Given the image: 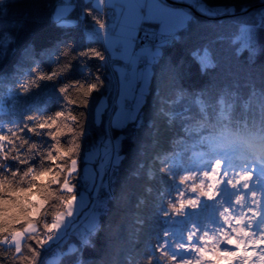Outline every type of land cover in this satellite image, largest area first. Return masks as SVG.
<instances>
[{"label": "snow or ice", "instance_id": "6c2138e0", "mask_svg": "<svg viewBox=\"0 0 264 264\" xmlns=\"http://www.w3.org/2000/svg\"><path fill=\"white\" fill-rule=\"evenodd\" d=\"M261 3L241 27L239 43L250 55L256 29L264 27ZM193 7L209 17L236 11L235 5L208 6L204 0H191L188 9L166 0H59L51 22L61 29L82 26L88 43L58 42L45 50L58 71L32 68L39 74L20 81L24 73L17 68L0 78L15 85L8 89L11 96L29 95L37 81H60L51 98L55 111L35 104L21 112L0 111V264H45L49 249L78 218L85 189L93 218L62 255L71 264H105L103 241L96 238L121 226L131 179L138 182L137 209L149 202L144 192L151 196L147 217L132 213L137 227L126 255L132 259L135 250L136 264H264V67L259 92L253 83L247 100L215 80L190 92L178 82L179 66L171 64L168 82L158 83L153 93V64L162 59L163 46L197 22ZM16 23L0 0V26ZM11 40L0 31V57ZM194 51L201 73L216 67L207 46ZM35 55L29 45L19 64ZM74 61L82 75L67 79ZM148 96L159 104L149 109ZM176 119L184 135L172 144L185 143L195 131L192 148H164L166 129ZM126 160L130 165L123 169ZM88 249L99 258L86 255Z\"/></svg>", "mask_w": 264, "mask_h": 264}, {"label": "trees", "instance_id": "16d2710c", "mask_svg": "<svg viewBox=\"0 0 264 264\" xmlns=\"http://www.w3.org/2000/svg\"><path fill=\"white\" fill-rule=\"evenodd\" d=\"M58 0H4V6L8 8L10 18H14L17 23L9 24L5 28L0 26V31L7 32L12 40L10 41L7 52L0 57V78L11 75L17 68L23 70V75L19 76V80L25 78H33L39 73H31L32 68H38L40 72H51L54 69L59 70L56 64H53L47 55L43 54L47 49H53L58 42L73 43L78 47L79 44L88 43L87 38L83 36L82 26H70L67 28H59L49 19L54 5ZM168 2V1H166ZM204 3L210 6L216 5H235L236 11L232 15H218L209 17L200 13L194 7L191 8L190 14L196 23L190 25L187 30H181L178 38L171 43L162 47V59L153 64V93H155L157 84H165L169 80V65L179 66V84L188 91H198L205 86L210 80H215L219 86L228 85L242 97L247 100L249 93L252 91V84L259 92L261 87L260 69L264 67V27L256 29L255 33V53L250 55L249 50L240 45L237 38L240 28L245 21H249V14L255 9L262 7L261 0H204ZM174 4V3H172ZM189 8L190 3L177 2ZM241 6H246L247 11L241 12ZM80 13L77 8L72 13L73 18ZM31 46L36 53L32 59H26L23 63V49ZM207 46L215 59L216 67L209 73H201L198 65L194 61L195 49ZM241 46V47H240ZM240 49V51H237ZM55 56V53L53 54ZM95 61L91 67L94 69ZM95 70V69H94ZM102 71L110 72L111 69H102ZM82 75L80 66L77 62H73L72 68L65 74L67 79L79 78ZM11 78V77H10ZM60 81H37L30 89L27 96L9 95V88L15 85L6 81L0 83V111L14 110L16 112L23 111L26 107L33 104L47 107L49 111H55L57 105L51 102V98L57 95L55 88L59 87ZM66 82V80L64 81ZM19 97V98H17ZM110 103V101H109ZM191 103V101H188ZM154 104H159V98L153 96L147 97L148 108H153ZM192 111L198 109L191 104ZM180 111L178 105L175 109ZM258 112V109H257ZM106 118V117H105ZM163 125L164 122L160 121ZM191 127V122H187ZM183 123L176 119L174 123L166 129L163 146L165 149L172 147L175 151L192 148L197 142L196 132L193 131L191 136L187 137L186 142L179 145H173V140H179L183 133ZM117 135H121L117 130ZM98 138V132L94 133L93 139ZM128 142L125 141L124 147L127 150ZM124 154V153H122ZM191 154V153H189ZM158 164V162H157ZM130 165L129 161L124 162L123 169H127ZM122 169V172H123ZM128 191L131 194L125 215L122 218L121 226L112 225L97 236V243L103 241L102 252L105 255V264H136L135 250L132 252V259L126 255V251L130 248L129 239L131 234L137 227L134 223L132 213L139 212L147 217L151 209V196L144 192L143 196L148 197L147 205H140L139 209L135 207L137 203V195L139 194L138 182L135 179L126 180ZM147 186V185H146ZM155 186V182H153ZM71 231V230H70ZM148 231L145 228V233ZM74 236V235H73ZM72 236V237H73ZM68 238V237H67ZM65 238L59 243V247L63 249L65 246ZM71 238V237H70ZM141 243L146 239V235L141 233ZM64 252V251H63ZM90 254L92 259H98L99 254L96 249H88L86 255ZM48 253L46 254L47 257ZM45 257V259H46ZM57 264H71L64 256L57 260Z\"/></svg>", "mask_w": 264, "mask_h": 264}, {"label": "rangeland", "instance_id": "374dc122", "mask_svg": "<svg viewBox=\"0 0 264 264\" xmlns=\"http://www.w3.org/2000/svg\"><path fill=\"white\" fill-rule=\"evenodd\" d=\"M172 1H174V2H167V3H169L171 6L183 7L185 9H188V8L185 6H182V5H177L176 3L181 1V3L187 2V3L191 4V0H172ZM58 3H59V0L54 5L53 11L55 10V7L57 6ZM172 3H174V4H172ZM208 6H210V5H208ZM155 27L158 28V25H155ZM241 36H242V33H241V28H240V32H239L237 38L240 40ZM117 64L122 66L123 62L118 61ZM111 71H112V69H111ZM117 78H118V74H117ZM94 163H95L96 169L98 171L99 165H100V160H95ZM85 192H86L85 200L82 204H79L78 208H77L78 218L74 221L73 227H70L68 229L69 234L65 237V238H67V237L68 238L65 241V246L63 247L64 250H62V248L59 247V244L53 245V247L51 249H49V251H48V255L45 259V264H57L58 258L61 256L63 251H66L67 245H75L77 243V241L79 240L80 234L83 233L89 227L90 222L93 218V214H94V205L87 195V189H85Z\"/></svg>", "mask_w": 264, "mask_h": 264}, {"label": "clouds", "instance_id": "9594fccd", "mask_svg": "<svg viewBox=\"0 0 264 264\" xmlns=\"http://www.w3.org/2000/svg\"><path fill=\"white\" fill-rule=\"evenodd\" d=\"M235 127V126H234ZM239 127L241 128V129H243V123H241L240 125H239Z\"/></svg>", "mask_w": 264, "mask_h": 264}, {"label": "water", "instance_id": "95a60500", "mask_svg": "<svg viewBox=\"0 0 264 264\" xmlns=\"http://www.w3.org/2000/svg\"><path fill=\"white\" fill-rule=\"evenodd\" d=\"M166 1H168V2H174V1H172V0H166ZM220 16V15H219Z\"/></svg>", "mask_w": 264, "mask_h": 264}, {"label": "built area", "instance_id": "2783aa9c", "mask_svg": "<svg viewBox=\"0 0 264 264\" xmlns=\"http://www.w3.org/2000/svg\"><path fill=\"white\" fill-rule=\"evenodd\" d=\"M68 234H69V231H68Z\"/></svg>", "mask_w": 264, "mask_h": 264}]
</instances>
